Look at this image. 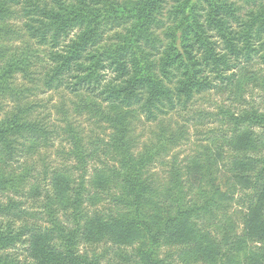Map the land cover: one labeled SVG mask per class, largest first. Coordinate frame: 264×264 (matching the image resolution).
<instances>
[{
	"label": "rangeland",
	"instance_id": "374dc122",
	"mask_svg": "<svg viewBox=\"0 0 264 264\" xmlns=\"http://www.w3.org/2000/svg\"><path fill=\"white\" fill-rule=\"evenodd\" d=\"M78 1L63 0L65 3ZM87 1L94 5L97 0ZM226 1L239 9L238 20L230 21L237 45L242 50L241 62L233 70V83L218 85L216 82L214 89L196 95L186 103L177 96L180 74L171 69L169 76H164L171 95L159 104L161 110L151 109L145 89H139L140 102L134 100L129 107L123 103L122 107L126 108L121 116L114 108L109 109L112 101H109L106 86L125 79L112 60L108 59L99 77H94L98 92L77 94L66 85L57 89L46 84L47 76L61 62L56 60V55L64 53L85 29L81 26L69 36L60 32L56 37L57 29L50 16L59 9L62 0H0V28L3 29L0 32V64L8 58H24L27 50L33 57L30 59L31 71L26 75L25 70H18L11 80L12 89L0 86V126L19 111L23 113L25 123L34 125V128L6 133V142L0 141V152L7 149L8 143L14 148L8 164L0 156V203L12 211L1 216L0 221L6 224L12 220L30 228L25 236L28 244L25 248L18 245L17 250H11L0 245L2 261L47 264L36 257L33 246L39 242L36 237L46 236L54 237V244L61 245V249L68 241L65 237H71V243L78 251L98 264H144L137 251L146 242L145 238L137 237L126 242L116 234L103 233V237L95 239L85 231L89 216L100 213L108 220L110 216L119 219L130 211L123 200L100 195L103 187L92 181L96 173L123 168L125 158L126 164H134L150 149L154 151L158 147L155 157L142 166L143 178L150 184L154 197L162 196L165 203H172L169 195L176 193L177 181L185 193L183 203L201 205L206 202L203 192L213 194L219 188L224 195L219 191L222 197L216 198L218 218L203 215L197 221L199 228L215 237L216 225L224 224L229 218L237 233H244L248 215L245 203H249L250 191L243 190L236 181L235 172L238 170L234 159H244L245 156L235 153L226 141L237 131L231 126L234 114L242 115L253 109L264 112V32L260 36L254 32L250 45L245 42V23L252 13L264 10V0ZM173 7V2L167 5L159 17L160 22L152 28L160 42L156 46L145 44L154 60L160 59L166 48L165 33L174 23ZM120 32L122 35L126 33L120 22L103 24L99 42L90 46L88 55L94 54L98 45L108 47L119 41L117 35ZM86 56L87 52L80 61L89 63ZM140 106L144 107L145 113L140 112ZM256 133L258 145L256 150L249 151L254 159H264V130L256 129ZM119 135L124 140L122 149L127 150L121 154L108 146L111 137ZM219 143L223 149L218 147ZM77 145L81 146L80 159L84 164L77 160ZM91 153L94 155L92 159ZM60 173L71 175L69 198L72 202L69 205L58 199L59 187L55 185V179ZM16 175L25 181H17ZM80 179L86 182L87 192L82 197V204L76 205L79 203L74 201ZM200 179L207 183L203 185ZM145 210L147 216L155 213L152 208L146 207ZM187 243L168 235L161 240L160 258L165 264H209L202 257H191V244Z\"/></svg>",
	"mask_w": 264,
	"mask_h": 264
},
{
	"label": "trees",
	"instance_id": "16d2710c",
	"mask_svg": "<svg viewBox=\"0 0 264 264\" xmlns=\"http://www.w3.org/2000/svg\"><path fill=\"white\" fill-rule=\"evenodd\" d=\"M94 2L96 3L93 5L87 0H79L77 3H65L62 0L59 9L51 13L50 17L53 18L57 29L56 37L60 32L69 36L74 29L81 26H85V29L77 35L76 40H72L64 53L56 55V60L61 62L45 79L50 87L59 89L66 85L73 88L77 94L82 91L98 92V83L94 81V77L98 78L106 61L112 60L125 79L106 86L109 101H112L109 109L114 108L124 116L126 107H122V104H129L126 105L129 107L134 100L140 102L137 93L139 89H145L148 106L151 109L161 110L159 104L171 95L164 79V76H169L171 69L180 74L176 88L177 96L186 103L192 101L196 95L211 91L217 84L233 83L235 79L233 70L241 62L242 53L230 22L239 18L237 16L239 9L233 3L226 0ZM172 2L174 23L165 33L167 43L163 55L160 59L154 60L146 51L145 44L156 46L160 42L152 28L158 25L159 17ZM112 21L120 22L126 33L124 35L118 33L119 41L108 47L98 45L94 49L96 52L88 55L90 46L99 42L98 36L102 25ZM2 31L0 28V32ZM262 31L264 32V10L252 13L245 23L246 44L250 45L254 32L260 36ZM86 52L85 59L89 63L80 61ZM31 58L32 52L27 50L24 58L4 60L0 64V86L12 89L11 80L18 70H25L26 75L31 71L29 69L32 65ZM54 82L56 85H53ZM140 108L142 112L144 107ZM145 112L143 110V113ZM22 114L20 111L17 112L0 126L1 142H6V133L22 128H34V125L24 122ZM231 126L237 131L235 136L226 142L239 156H245L244 159L240 157L234 159L235 169L238 170L235 172L236 181L243 190L250 191L249 203H245L248 215L243 234L237 233L231 226L233 222L229 218L225 219L224 224L220 222L216 225L218 232L215 237H212L209 231L199 228L197 221L202 219L203 215L218 218L216 214L219 203L216 198L224 195L219 188H216L213 194L203 192L206 202L201 205L189 206L186 202L183 203L185 193L179 188L177 181L175 189L178 196L174 197L176 193L169 195L172 203H165L162 196L154 197L150 184L143 178L142 166L155 157L159 147L154 151L150 149L147 154L134 161V164L131 162L126 164L128 161L125 158L123 168L100 170L96 173L92 181L100 183L103 187L100 195H112L117 201L123 200L130 211L119 219L110 216L108 220L100 213L89 216L85 233L95 239L103 237L105 233H113L126 242H131L137 237L145 238L146 242L142 243L137 251L144 264H165L160 258V244L168 235L187 241V244H191V248L189 247L191 257H202L201 259L209 264H264V159H254L249 151L256 150L258 145L256 129L264 130V112L253 109L244 111L242 115L234 114ZM123 142L120 135L112 136L108 146L119 154L125 153L127 150L122 149ZM218 147L223 149L221 144ZM6 148L0 152V156L8 164L14 148L10 143ZM77 148H79L75 152L78 155L77 160L81 161V146L77 145ZM91 156H93L91 159L94 158L92 153ZM18 179L25 181L22 176H17V181ZM55 181V185L59 187L58 199L63 204H71L69 198L72 188L71 175L60 173ZM200 181L203 185L207 183L202 179ZM79 182L80 186L76 190L77 199L74 201L79 203L76 205L82 204V197L87 192L86 182L82 179ZM213 183L211 186L214 188ZM219 191L222 194H218ZM240 204L243 205L242 202ZM146 207L152 208L155 213L147 216ZM11 212L10 207L0 203V217ZM29 229L12 220H8L6 224L0 221V245L11 250H17L15 248L18 245L25 248L24 246L28 245L25 236ZM46 230L53 232L51 229ZM65 238L69 242L67 241L61 249V245L54 244L56 243L54 237H36L39 240L36 245L33 244L36 257L47 264H98L97 261L81 254L75 244L71 243V237ZM0 264L15 263L0 259Z\"/></svg>",
	"mask_w": 264,
	"mask_h": 264
}]
</instances>
